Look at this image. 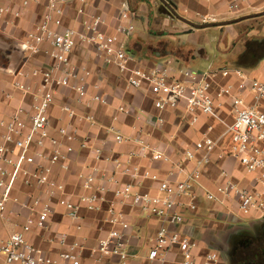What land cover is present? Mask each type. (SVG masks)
Here are the masks:
<instances>
[{
	"label": "built area",
	"instance_id": "2783aa9c",
	"mask_svg": "<svg viewBox=\"0 0 264 264\" xmlns=\"http://www.w3.org/2000/svg\"><path fill=\"white\" fill-rule=\"evenodd\" d=\"M30 1L21 0L22 8H27ZM87 1L48 0L41 23L22 44L25 50L18 63L22 62V66L18 68L17 65L12 73L7 71L15 76L12 81L13 89L21 92L23 98H30L31 109L27 112L19 107L10 118L0 119V264H85L84 245L79 241L70 243L66 233L50 234L47 238L57 248L54 257L27 239L28 233L44 235L50 231L53 202L65 194V187L55 178L54 170H69V156L74 152L72 145L78 136L77 128L68 131L65 127L58 129L59 136L52 134L48 113L59 90L71 89L78 95V103H84L87 108L95 103H106L99 94L88 97L86 80L91 72L87 67H77L72 62V55L78 46H92L95 55L105 65L115 66L126 77L131 89L140 90L146 85L151 86L154 107L157 110H181L191 126L198 123L200 115L221 121L218 111L223 100L230 98L234 119L228 129L229 152L244 173L254 179L255 188H243L232 180L229 173L221 171L220 178L224 183L216 187L217 194L205 193L204 196L208 201L225 200L235 203L241 215L263 219L264 80L251 81L248 88L254 103L248 106L241 95L234 94L235 85L232 82H221L234 75L240 80L241 88L245 89V77L239 69L222 68L202 73L185 68L175 70L171 61L151 68L143 67L127 49V41L135 32V14L127 9L120 12L118 25L110 34L102 30L105 20L100 15L85 21L82 31L55 28L60 25L56 18L63 14L62 7L78 3V13L85 15ZM248 4L249 0H230L227 11L237 14ZM8 12L7 8H0V21ZM14 16L19 17L21 13H15ZM211 22L213 20L205 17L202 19V24ZM43 45L50 47V66L48 69L32 67L31 60L41 52ZM11 97L6 95L8 99ZM61 109L70 119L77 118L80 122H89L91 125L94 123L92 116H79L70 105L64 104ZM118 110L137 122H154L158 129L165 127L162 118L153 120L143 111H135L129 104L122 103ZM111 131L117 144L133 142L137 145L138 150L132 157H151V160L170 163V175H187V180H163L158 174L133 165L131 158H127L116 161L115 168L137 183L121 184L115 176L97 179L95 171L84 177L83 187L92 193L82 198L81 203L86 205L88 211H100L105 202L107 186L114 184L117 186L114 191L117 200L131 201L141 215L156 218L162 223L150 243L147 253L149 264H167L170 255L178 257L175 264H219L217 253L200 252L202 248L198 242L181 231L186 215L199 210L201 195L197 188L201 187L203 169L210 164L216 142L204 136L195 148L184 151L181 161L173 163L144 137L130 140L120 135L116 129ZM81 147L87 148V144L82 143ZM198 151L203 152L202 159L193 171L188 172L186 164L196 159ZM92 152L95 160L102 158L101 148H93ZM18 180L26 187L41 189L43 197L34 195L28 201H22L18 196H13L14 184ZM145 181L158 184L157 195L137 190ZM12 205L28 213L24 222L17 224L19 229L15 232L9 231L8 227H12L13 219L18 218L20 212L12 209ZM63 205L65 216L75 224L78 232L81 231L80 204L66 198ZM107 215L112 229L91 248V258L94 264H103L112 257H120L124 260L121 264H129L126 260V235L118 230V227H126L124 215L114 205L107 209Z\"/></svg>",
	"mask_w": 264,
	"mask_h": 264
},
{
	"label": "crops",
	"instance_id": "0c3cea01",
	"mask_svg": "<svg viewBox=\"0 0 264 264\" xmlns=\"http://www.w3.org/2000/svg\"><path fill=\"white\" fill-rule=\"evenodd\" d=\"M229 1L169 0L179 15L196 24H202L204 17L213 20L211 22L213 24H220L257 14L259 10V7L254 6L253 0H249L247 7L233 14L227 11ZM47 4L48 0H31L27 8H22L21 0H0V8L9 10L0 21V36L23 44L28 35L34 33L41 23ZM79 7L78 3L62 7L63 14L56 18L60 25H54L55 28L82 31L85 21L90 17L100 15L105 20L102 30L110 34L118 25L120 12L127 9L135 14V32L127 41V49L143 67L151 68L162 62L171 61L175 70L185 68L202 73L222 68L239 69L245 77V89L241 88L240 80L234 75L221 82H232L235 85L234 94L241 95L246 105L251 106L254 103L248 87L252 80H264V57L256 61H247L246 55L249 46H256L259 43L264 45V21L258 22L261 23L262 30L258 29L257 22L244 23L256 18L232 25L213 27L222 29L223 32L220 38V44H223L220 52L224 65L215 66L209 62V57L207 58L203 47L204 37H200L198 33L212 28L202 30L190 28L174 19L158 0H88L85 15L78 13ZM18 12L21 16L15 17L14 14ZM233 25L236 26L229 28ZM174 33L189 36V40L194 41V45L197 46L188 43L174 45ZM239 39H244L242 48L238 52L228 54L236 46L234 42ZM49 51L50 47L43 45L41 52L31 60V66L48 69L51 62ZM10 52L11 50L7 53ZM196 57L206 59V69L190 68ZM3 60L8 61L6 58ZM72 62L77 67H87L91 72V76L86 80L88 97L99 94L106 103H95L87 108L84 103H78V95L71 89L59 90L56 101L48 113V119L53 128L52 134L59 136L58 129L65 127L68 131L77 128L78 136L72 145L74 152L69 156V170H54L55 178L65 187V194L53 202L54 213L50 218V231L44 235L28 233L27 239L34 246L54 257L57 254V248L48 242L47 238L50 234L66 233L70 243L79 241L84 245L85 264H94L90 250L112 229L108 223L107 209L114 205L115 209L124 215L126 227H118V230L126 235L127 262L129 264H149L147 253L150 243L162 223L156 218L141 215L131 201L117 200L114 197L117 186L114 184L107 186L105 202L101 210L88 211L86 205L81 203V199L91 195L92 191L84 189V177L96 171L94 175L97 179L103 176H115L121 184H135L137 183L135 180L115 168L116 161L131 158L133 165L139 166L142 170H150L163 180L172 182L187 180V175H170L172 172L170 163L151 160V157L146 159L132 157L133 153L138 150L137 145L133 142L117 144L112 129H116L126 139L134 140L139 136L144 137L151 146L157 147L173 163L181 161L184 151L195 148L204 136H208L216 142V147L210 156V164L203 169L201 187L197 188L201 195L198 201L199 210L197 213L186 215L181 231L198 242L202 248L200 252L217 253L219 264H247V261L264 264V218L245 217L238 211L235 203L225 200L208 201L204 196L205 193L215 194L216 187L224 183V180L220 178L221 171L229 173L232 180L241 187L255 188L254 179L244 173L229 152L228 129L234 119L231 99L223 100V105L218 111L221 121L200 115L198 123L191 126L181 110H157L154 107L151 86L146 85L140 90L131 89L127 85L126 77L115 66L105 65L95 55L92 46H78L72 55ZM21 66L22 62L18 68ZM14 78V75L7 73V68H0V119L10 118L19 107H23L27 112L31 109L30 98H23L21 92L13 89ZM6 95L12 96L11 99L6 98ZM122 103L129 104L135 111H143L153 120L162 118L165 121V127L158 129L154 122H137L132 117L124 116L118 110ZM64 104L73 107L79 116H92L93 125L85 121L80 122L77 118L70 119L61 109ZM82 143H86L87 148L83 149ZM93 148L103 150L101 159H94ZM202 156L203 152L198 151L196 159L186 164V170L193 171L199 165ZM137 190L139 192L149 191L152 195H157L158 184L145 181ZM12 195L18 196L22 201H28L34 195L43 197L41 189L26 187L21 180L14 184ZM66 198L80 204L82 229L79 232L75 229V224L65 216L63 200ZM218 199H220L219 195ZM12 209L20 212L19 217L13 219L12 227H8L9 231L15 232L19 229L17 224H22L28 213L15 205H12ZM238 252L240 254L237 258L235 254ZM234 258L236 262L231 260ZM177 259L178 257L170 255L167 264H175ZM122 261L124 260L120 257H112L103 264H121ZM172 261L174 263H171Z\"/></svg>",
	"mask_w": 264,
	"mask_h": 264
},
{
	"label": "rangeland",
	"instance_id": "374dc122",
	"mask_svg": "<svg viewBox=\"0 0 264 264\" xmlns=\"http://www.w3.org/2000/svg\"><path fill=\"white\" fill-rule=\"evenodd\" d=\"M254 6L255 7H259V10H257V13H261L264 11V0H253ZM263 22L264 21V17L262 18H256L253 20H250L248 22H244L245 24H251L252 22ZM259 30H262V26L261 23L256 24ZM236 25L230 26L229 28H233ZM253 28V27H252ZM255 28V26H254ZM200 33V37H204L203 40V47L206 50L207 53V58L209 57V62L214 64L215 66H220V65H224L223 63V59H222V55H221V48L223 46V44H220V38L221 35L223 34L222 29L219 28H212L209 30H205V31H201L198 32ZM174 45H178L181 43H188L189 45H194V41L191 42L189 39V36L185 35V34H176L174 33ZM260 35V34H258ZM264 36V35H263ZM254 39V38H252ZM244 39H239L238 41H235L234 44H236V46L232 49V51L228 52V54H232L235 52H238L239 49L242 48V46L244 45ZM201 42V41H198ZM197 46V45H194ZM197 49V48H195ZM205 58H201V57H196V59L194 61H192L190 68L194 69V70H203L207 68V61H205ZM9 66V62L5 61L3 59L0 58V68H8Z\"/></svg>",
	"mask_w": 264,
	"mask_h": 264
},
{
	"label": "water",
	"instance_id": "95a60500",
	"mask_svg": "<svg viewBox=\"0 0 264 264\" xmlns=\"http://www.w3.org/2000/svg\"><path fill=\"white\" fill-rule=\"evenodd\" d=\"M158 1L160 2L161 6L164 9H166V11L174 19H176V20L184 23L185 25L189 26L190 28L196 29V30L213 28V27H217V26L232 25V24H236V23H239L241 21H244V20L251 19V18H259V17L264 16V11H263L261 13H257V14L249 15V16H244V17H241L239 19H235V20L228 21V22H223L220 24H213V23L196 24V23H193L192 21L182 17L181 15H179L177 13L176 9L169 2V0H158ZM10 50H11V53L8 54L7 52ZM24 50H25V47L21 43L9 41L6 37L0 36V51L2 52V54H5V58L9 61V66L7 68V71L9 73H12L14 71V69L16 68V66L18 65L20 59L22 58ZM247 264H256V263L249 262Z\"/></svg>",
	"mask_w": 264,
	"mask_h": 264
},
{
	"label": "flooded vegetation",
	"instance_id": "af4514ba",
	"mask_svg": "<svg viewBox=\"0 0 264 264\" xmlns=\"http://www.w3.org/2000/svg\"><path fill=\"white\" fill-rule=\"evenodd\" d=\"M9 52V51H8ZM11 53V52H10ZM0 57L1 59H5V54H1L0 52ZM264 57V45L263 43H259L256 46L252 45L249 46V50L246 55V60L247 61H256ZM240 252L236 253L235 256L238 258ZM232 261L234 260L236 262V259H231ZM233 261V262H234ZM251 261H247L246 263H249Z\"/></svg>",
	"mask_w": 264,
	"mask_h": 264
}]
</instances>
